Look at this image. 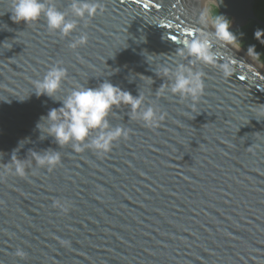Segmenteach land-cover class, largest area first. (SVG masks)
<instances>
[{"label": "water", "instance_id": "95a60500", "mask_svg": "<svg viewBox=\"0 0 264 264\" xmlns=\"http://www.w3.org/2000/svg\"><path fill=\"white\" fill-rule=\"evenodd\" d=\"M202 1L232 30L264 27L255 0H101L87 22L73 0H50L79 21L62 38L43 18L14 21L13 0H0V264H264V79L219 42L220 62L235 61L230 77L181 55ZM81 34L87 43L70 48ZM181 63L204 73L195 102L171 92ZM55 65L67 70L58 98L110 81L163 119L145 126L122 105L109 119L128 137L111 151L61 148L37 127L62 106L35 93ZM51 149L61 162L37 167L33 151ZM18 157L30 166L24 177Z\"/></svg>", "mask_w": 264, "mask_h": 264}, {"label": "clouds", "instance_id": "9594fccd", "mask_svg": "<svg viewBox=\"0 0 264 264\" xmlns=\"http://www.w3.org/2000/svg\"><path fill=\"white\" fill-rule=\"evenodd\" d=\"M101 9V0H73L71 4L75 16L85 22L94 18ZM11 12L12 19L16 22L30 24L43 18L48 30L62 38L68 37L79 27V21L69 20L67 13L50 0H13ZM198 24L200 29L190 32L188 38L181 42V55L187 56L191 65L199 62L203 65L218 66L223 77H230L235 70V61L223 57V62H220L221 56L214 49L215 42H219L223 47L228 45L237 49L241 47L237 34L232 30L231 20L220 11L214 12L211 8H205L198 16ZM256 36L262 39L264 33L258 31ZM87 40V34H81L69 44V47L76 49L86 44ZM248 54L255 58L259 57L255 46L249 47ZM193 68L183 63L176 66L172 73L174 80L171 82V92L195 102L204 93L205 79L202 71H194ZM167 72L165 69L166 74ZM66 77L67 70L55 65L35 83V93L38 97L47 95L62 101L60 108L49 110L47 116L41 117V122L37 125L43 134L54 137L55 143L61 148L71 145L74 151L86 149L96 153L111 151L116 141L128 137V129L125 126H113L109 119L115 112L114 109L122 105L130 106V118L142 122L145 126L152 127L163 119V116L158 115L157 109L144 104L141 93L134 96L110 81H105L98 87L80 85L62 98H58ZM164 92L165 89L162 87L158 94ZM115 114L117 115L116 112ZM49 150L33 151L32 160L37 167L52 170L61 162L60 151ZM26 160L18 157L12 161L15 175L24 177L27 174L30 166L25 163ZM16 255L24 258L27 253L23 249H17Z\"/></svg>", "mask_w": 264, "mask_h": 264}, {"label": "trees", "instance_id": "16d2710c", "mask_svg": "<svg viewBox=\"0 0 264 264\" xmlns=\"http://www.w3.org/2000/svg\"><path fill=\"white\" fill-rule=\"evenodd\" d=\"M254 11L256 16L264 21V0H255ZM216 12H219V10ZM233 31L237 34L241 46L245 50L248 51L250 46H255V51L259 54L258 59L264 63V42H262L264 38L258 39L256 36L258 31L264 33V27L252 20L245 26Z\"/></svg>", "mask_w": 264, "mask_h": 264}, {"label": "bare ground", "instance_id": "6f19581e", "mask_svg": "<svg viewBox=\"0 0 264 264\" xmlns=\"http://www.w3.org/2000/svg\"><path fill=\"white\" fill-rule=\"evenodd\" d=\"M211 5L207 2L202 1L199 8L202 11L205 8H210ZM211 30V29H210ZM234 56L241 59L244 64L249 67L253 72L264 79V63L258 58L252 57L248 54L242 46L237 49L231 45L225 46Z\"/></svg>", "mask_w": 264, "mask_h": 264}, {"label": "rangeland", "instance_id": "374dc122", "mask_svg": "<svg viewBox=\"0 0 264 264\" xmlns=\"http://www.w3.org/2000/svg\"><path fill=\"white\" fill-rule=\"evenodd\" d=\"M214 12H216L217 10H219V9H217V8H215V7H213L212 5H211V7H210ZM230 18V17H229ZM247 51V50H246Z\"/></svg>", "mask_w": 264, "mask_h": 264}, {"label": "snow or ice", "instance_id": "6c2138e0", "mask_svg": "<svg viewBox=\"0 0 264 264\" xmlns=\"http://www.w3.org/2000/svg\"><path fill=\"white\" fill-rule=\"evenodd\" d=\"M171 38H172L173 40H176V39H177V37H176V36H172ZM240 78H241V79H244V77H243V76H241Z\"/></svg>", "mask_w": 264, "mask_h": 264}]
</instances>
